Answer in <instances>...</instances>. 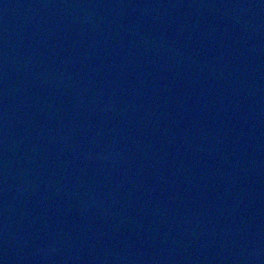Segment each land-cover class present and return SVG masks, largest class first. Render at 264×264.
<instances>
[{"label":"water","instance_id":"water-1","mask_svg":"<svg viewBox=\"0 0 264 264\" xmlns=\"http://www.w3.org/2000/svg\"><path fill=\"white\" fill-rule=\"evenodd\" d=\"M0 264H264V0H0Z\"/></svg>","mask_w":264,"mask_h":264}]
</instances>
